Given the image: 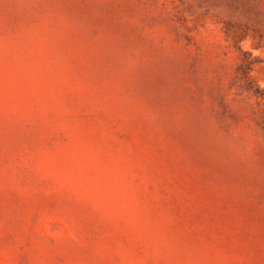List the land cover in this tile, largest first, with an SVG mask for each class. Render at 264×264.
Listing matches in <instances>:
<instances>
[{
  "label": "rangeland",
  "instance_id": "rangeland-1",
  "mask_svg": "<svg viewBox=\"0 0 264 264\" xmlns=\"http://www.w3.org/2000/svg\"><path fill=\"white\" fill-rule=\"evenodd\" d=\"M0 264H264V0H0Z\"/></svg>",
  "mask_w": 264,
  "mask_h": 264
}]
</instances>
